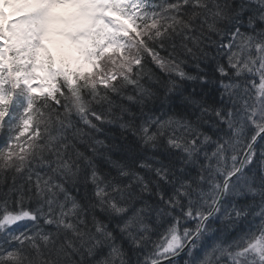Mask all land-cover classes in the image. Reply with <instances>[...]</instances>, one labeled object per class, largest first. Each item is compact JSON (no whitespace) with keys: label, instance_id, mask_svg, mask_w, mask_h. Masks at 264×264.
Returning a JSON list of instances; mask_svg holds the SVG:
<instances>
[{"label":"snow or ice","instance_id":"1","mask_svg":"<svg viewBox=\"0 0 264 264\" xmlns=\"http://www.w3.org/2000/svg\"><path fill=\"white\" fill-rule=\"evenodd\" d=\"M0 264H264V0H0Z\"/></svg>","mask_w":264,"mask_h":264},{"label":"trees","instance_id":"2","mask_svg":"<svg viewBox=\"0 0 264 264\" xmlns=\"http://www.w3.org/2000/svg\"><path fill=\"white\" fill-rule=\"evenodd\" d=\"M4 143V137L0 136V145H2Z\"/></svg>","mask_w":264,"mask_h":264}]
</instances>
